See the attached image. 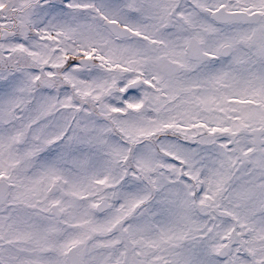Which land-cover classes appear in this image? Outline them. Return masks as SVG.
Segmentation results:
<instances>
[{
  "label": "snow or ice",
  "instance_id": "obj_1",
  "mask_svg": "<svg viewBox=\"0 0 264 264\" xmlns=\"http://www.w3.org/2000/svg\"><path fill=\"white\" fill-rule=\"evenodd\" d=\"M0 264H264V0H0Z\"/></svg>",
  "mask_w": 264,
  "mask_h": 264
}]
</instances>
